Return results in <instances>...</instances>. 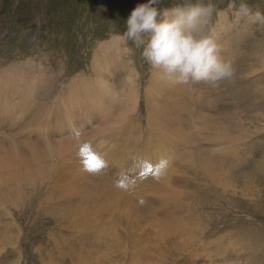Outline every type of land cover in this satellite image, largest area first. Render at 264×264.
<instances>
[{"label":"rangeland","instance_id":"obj_1","mask_svg":"<svg viewBox=\"0 0 264 264\" xmlns=\"http://www.w3.org/2000/svg\"><path fill=\"white\" fill-rule=\"evenodd\" d=\"M146 2L0 0V153L40 150V168L16 181L25 201L9 211L16 243L1 226L12 204L0 200V264H264V26L214 15V27L227 26L218 41L232 79L159 81L143 47L115 38ZM212 2L223 10L229 0ZM244 2L264 11V0ZM81 83L87 96L73 93ZM51 143L68 153L44 152ZM157 143L174 149L163 178L145 167ZM127 212L141 217L118 218Z\"/></svg>","mask_w":264,"mask_h":264},{"label":"clouds","instance_id":"obj_2","mask_svg":"<svg viewBox=\"0 0 264 264\" xmlns=\"http://www.w3.org/2000/svg\"><path fill=\"white\" fill-rule=\"evenodd\" d=\"M162 0L138 4L126 21V31L115 38L136 48L160 78L174 84L205 83L215 88L235 73L231 59H223L213 16L219 20L231 13L264 26V11L254 10L244 0L239 6L229 0L227 9H218L212 0H184L172 7H160Z\"/></svg>","mask_w":264,"mask_h":264},{"label":"bare ground","instance_id":"obj_3","mask_svg":"<svg viewBox=\"0 0 264 264\" xmlns=\"http://www.w3.org/2000/svg\"><path fill=\"white\" fill-rule=\"evenodd\" d=\"M222 21V20H221ZM240 25V24H239ZM226 24L222 21V22H219L218 25L215 26V29H216V32H217V35H218V39L221 38V32L225 29H226ZM229 30V29H228ZM228 37V36H227ZM221 41V40H220ZM232 44V43H231ZM224 47V46H223ZM110 48V51L112 52H115L117 53L118 52V44L117 45H114L113 47H109ZM15 73V72H14ZM157 73V72H156ZM18 74V72L16 73V75ZM158 74V73H157ZM159 75V74H158ZM160 76V75H159ZM15 77V76H14ZM159 81H163V79H159ZM101 81L100 80H96V83H100ZM84 86H88L89 87V83H81V86L78 85V87L73 91L74 94H79L80 96L83 95V96H87V92L84 90L81 92V89L84 88ZM81 100V98H80ZM26 103V102H25ZM28 103V102H27ZM26 103V104H27ZM28 105V104H27ZM25 105H23L21 107V111H24L25 108H24ZM131 107V106H130ZM129 108V107H128ZM163 111V110H162ZM161 113V112H159ZM121 114V113H120ZM122 115V114H121ZM125 116V112H124V115ZM31 117V116H30ZM35 117V116H34ZM122 117V116H120ZM36 118V117H35ZM206 123V122H205ZM201 124V123H200ZM221 124V123H220ZM204 125V124H203ZM212 125V124H211ZM222 125V124H221ZM224 125V124H223ZM201 126V125H200ZM215 126V125H214ZM203 127V126H202ZM215 128V127H214ZM217 128V127H216ZM203 130V129H202ZM215 130V129H214ZM247 130V128H246ZM249 132V131H248ZM244 133H247L245 132L244 130ZM239 134V133H238ZM248 134V133H247ZM242 135V134H241ZM228 136V135H226ZM232 136V135H231ZM159 138V136L157 137ZM175 138V137H174ZM230 138V137H229ZM243 138H244V134H243ZM160 139V138H159ZM158 139V140H159ZM53 142V141H51ZM158 144V143H157ZM235 146V145H234ZM168 145H163V143H159L158 146H153V148L151 150H149V154H148V161L147 162H152L153 163V166H155L153 168V171L149 174H154L156 175L157 177H160V178H163L165 176H168V174L170 173V171L172 170V163H171V160H172V157H171V153L174 152V149H168ZM171 148V147H170ZM40 149V148H39ZM67 150H65L63 147L62 149H59L57 146H55V144H50L49 146H47V148H44L43 151L49 154H52L53 152L55 153V155H57L56 151H60L62 153H68V148H66ZM228 150V149H227ZM231 150V149H230ZM1 151V150H0ZM87 152V151H86ZM234 152V151H233ZM9 153H0V189L1 187H4V191H1L0 192V200H2V202H4V198H7L12 204L11 206L13 207H4L1 211L2 215L5 216V221L4 223L1 225L3 226V229L7 232L8 231V235L6 234L5 232V237L8 241L10 242H14L16 243L18 240H19V228L17 227V225H15V220H14V217H11V213L9 212L11 210V208H15L18 206V204H22L23 202V191L22 190V186L20 187V184L18 186V184L16 183L17 181V178H21V175L25 176V177H28L30 175H32L33 173H35L34 171L39 167L38 165V161L40 159V150L36 153L33 154V156L30 158H25L24 157H21L20 156V160H17V158H13L11 157L10 155H8ZM23 154V153H22ZM66 155V154H65ZM88 155V154H87ZM86 155V156H87ZM14 156V155H13ZM175 156V155H174ZM42 158V157H41ZM54 158V157H53ZM211 156H204L201 158V163L205 164V168L210 172V173H214V172H217V171H220L221 172V169H222V166L224 165H220L219 162L217 163V161L215 159H213L211 161ZM91 159V158H90ZM90 159H88V161H91ZM16 160V162H15ZM45 160V159H44ZM174 161V160H173ZM145 163V162H144ZM217 163L215 166L214 164ZM161 164H163V167H159ZM222 164V163H221ZM18 165H25V170L23 172H19L21 170L18 171L17 167ZM92 166V164H90ZM149 165V164H148ZM31 166V167H30ZM214 168L211 170L210 168L213 167ZM90 167V166H89ZM20 168V167H19ZM22 168V167H21ZM159 168V174H156V169ZM224 168V167H223ZM23 169V168H22ZM171 169V170H170ZM180 169V168H179ZM170 170V171H169ZM174 170V169H173ZM224 170V169H223ZM91 171V170H90ZM89 171V172H90ZM143 170V166L139 169L136 170V175H139ZM176 171V170H175ZM81 172V171H80ZM98 172V171H97ZM154 172V173H153ZM169 172V173H168ZM223 172V171H222ZM82 173V172H81ZM101 173V172H100ZM104 173V171H103ZM93 175V174H92ZM31 177V176H30ZM33 177V176H32ZM29 178V177H28ZM24 179V178H23ZM225 179V178H224ZM20 181V180H19ZM39 182V180H38ZM86 183L85 182H82L80 183L79 186H83L85 185ZM93 184V183H92ZM129 186H132L134 185L132 182H128L127 183ZM224 185V184H223ZM128 186V187H129ZM149 186V184L147 185ZM134 187V186H133ZM131 187V188H133ZM6 188V190H5ZM24 188V187H23ZM26 188V187H25ZM150 189V188H149ZM232 189V188H231ZM96 190V189H95ZM25 191H28V190H25ZM33 191V190H32ZM111 191V190H110ZM117 191H119V189H117ZM124 191H127V188L124 190ZM34 192V191H33ZM31 192V194L33 193ZM113 192V191H112ZM28 193V192H27ZM115 193V192H114ZM179 193V192H178ZM30 194V193H28ZM118 194V193H117ZM32 196V195H31ZM25 199V198H24ZM165 200V199H163ZM168 200V199H167ZM170 200V199H169ZM132 200L130 201V204H131ZM1 203V201H0ZM130 204H128L126 207H128ZM23 205V204H22ZM21 205V206H22ZM134 205V204H132ZM132 205L129 207L130 211L135 213L134 212V207H132ZM137 207V206H136ZM153 211V210H152ZM133 213H120L118 214V218L120 219L121 217H127L128 219H131L132 217H135L137 218L138 216L141 217L140 215H138L139 212H137L136 214H133ZM153 213V212H152ZM138 215V216H137ZM151 217V216H150ZM133 218V220L135 219ZM155 218V217H154ZM191 218V217H190ZM247 218V217H246ZM138 219V218H137ZM139 220V219H138ZM180 220V219H179ZM132 221V220H131ZM120 222V221H119ZM121 223V222H120ZM128 223V221H127ZM126 223V224H127ZM119 224V223H118ZM130 224V223H129ZM117 225V224H116ZM113 228V227H112ZM198 228V227H197ZM116 230V229H115ZM120 230V229H119ZM114 231V230H113ZM134 231V229H133ZM165 231V230H164ZM135 234V233H134ZM137 234V233H136ZM102 236V235H101ZM147 238L149 237V234L146 235ZM145 236V237H146ZM139 238H141V235L139 236ZM138 238V239H139ZM20 241V240H19ZM134 241V240H133ZM132 241V242H133ZM138 241V240H136ZM152 242V241H151ZM245 242V241H244ZM141 243V242H140ZM139 243V244H140ZM243 243V242H242ZM19 244V243H18ZM115 244V243H114ZM130 244V242H129ZM126 245V244H125ZM141 246H145L146 245V241L144 240V243L143 244H140ZM123 243L120 242V247H123ZM77 247V246H76ZM157 247V246H156ZM142 248V247H141ZM133 249V248H132ZM86 250V249H85ZM145 250V249H143ZM151 251V249H150ZM83 255V254H82ZM87 255V254H86ZM83 258V257H82ZM84 260V259H83ZM21 261V258L20 260H16V262H13L14 264H19ZM92 261V260H91ZM81 263V262H80ZM86 264V263H85ZM88 264V263H87Z\"/></svg>","mask_w":264,"mask_h":264},{"label":"snow or ice","instance_id":"obj_4","mask_svg":"<svg viewBox=\"0 0 264 264\" xmlns=\"http://www.w3.org/2000/svg\"><path fill=\"white\" fill-rule=\"evenodd\" d=\"M91 160H92L93 164H92V167L90 168V170H92V171H98L100 168H102L104 166L102 159L95 154L91 155ZM145 167L147 168V171L149 173H151L153 171V168L151 165H145ZM159 167H163V164H161ZM155 171H156V174H159V168H157ZM141 174L143 175L144 173L142 172ZM121 186L122 187L126 186L123 183V181L121 182Z\"/></svg>","mask_w":264,"mask_h":264}]
</instances>
